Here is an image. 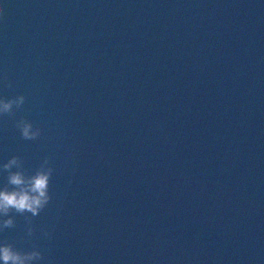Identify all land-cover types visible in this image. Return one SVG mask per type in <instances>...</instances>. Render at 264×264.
Instances as JSON below:
<instances>
[{
    "label": "water",
    "instance_id": "water-1",
    "mask_svg": "<svg viewBox=\"0 0 264 264\" xmlns=\"http://www.w3.org/2000/svg\"><path fill=\"white\" fill-rule=\"evenodd\" d=\"M20 94L0 165L47 156L51 199L0 243L38 264H264V0H0V98Z\"/></svg>",
    "mask_w": 264,
    "mask_h": 264
},
{
    "label": "clouds",
    "instance_id": "clouds-1",
    "mask_svg": "<svg viewBox=\"0 0 264 264\" xmlns=\"http://www.w3.org/2000/svg\"><path fill=\"white\" fill-rule=\"evenodd\" d=\"M5 86H12L7 78ZM24 103L25 96L22 94L7 99L0 98V116L15 118L16 111L21 110ZM15 127L24 140H36L41 134V130L24 117L15 120ZM0 169L7 173V183L0 188V232L15 227L14 216L10 214H18L25 217L28 225L26 234L31 237L34 234L31 218L37 216L51 199L49 182L53 168L49 166V158L45 156L40 166L31 174L24 168L19 156L9 158L0 165ZM26 213L30 215H25ZM42 235L48 237L49 233L44 231ZM42 259V253L35 248L22 251L6 241L0 243V264H38Z\"/></svg>",
    "mask_w": 264,
    "mask_h": 264
}]
</instances>
